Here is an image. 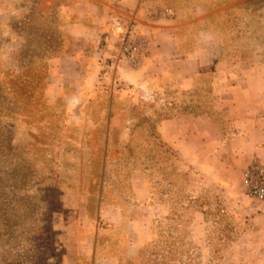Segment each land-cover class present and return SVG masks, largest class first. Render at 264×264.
I'll use <instances>...</instances> for the list:
<instances>
[{
    "label": "rangeland",
    "instance_id": "obj_1",
    "mask_svg": "<svg viewBox=\"0 0 264 264\" xmlns=\"http://www.w3.org/2000/svg\"><path fill=\"white\" fill-rule=\"evenodd\" d=\"M74 1L0 0V264H264V200L241 180L264 151L228 144L237 127L207 77L152 101L96 65L92 42L64 28ZM240 15L226 39L249 51ZM186 110L220 128L191 160L155 127Z\"/></svg>",
    "mask_w": 264,
    "mask_h": 264
},
{
    "label": "crops",
    "instance_id": "obj_2",
    "mask_svg": "<svg viewBox=\"0 0 264 264\" xmlns=\"http://www.w3.org/2000/svg\"><path fill=\"white\" fill-rule=\"evenodd\" d=\"M166 7L165 0H75L69 10L75 22L64 28L75 40L92 42L94 63L108 64L137 97L147 95L156 101L166 87L188 96L206 86V77L208 83L212 80L208 87L218 95L215 108L237 127L228 144L243 142L250 152L260 154L264 151V0H182ZM233 11L241 13L234 25H240L239 38L255 45L249 51L226 39L230 31L226 25L231 24L227 15ZM125 24L131 26L139 45L133 58L119 51ZM226 93L233 95L229 101L223 97ZM242 105H249L248 112L241 113ZM156 129L165 143L189 160L210 148L211 136L217 139L220 133L207 110L176 112ZM252 136L259 139L250 141ZM82 239L84 253L92 254L94 240Z\"/></svg>",
    "mask_w": 264,
    "mask_h": 264
},
{
    "label": "built area",
    "instance_id": "obj_3",
    "mask_svg": "<svg viewBox=\"0 0 264 264\" xmlns=\"http://www.w3.org/2000/svg\"><path fill=\"white\" fill-rule=\"evenodd\" d=\"M119 41V51L134 57L139 50V45L132 38V28L129 24L124 25ZM242 186L249 197L264 200V167L253 162L245 167L241 174Z\"/></svg>",
    "mask_w": 264,
    "mask_h": 264
},
{
    "label": "trees",
    "instance_id": "obj_4",
    "mask_svg": "<svg viewBox=\"0 0 264 264\" xmlns=\"http://www.w3.org/2000/svg\"><path fill=\"white\" fill-rule=\"evenodd\" d=\"M164 118H166V117H164ZM163 118H161L160 120H158L157 122H156V128H157V124L162 120ZM157 130V129H156ZM158 136H159V134H158ZM160 137V136H159Z\"/></svg>",
    "mask_w": 264,
    "mask_h": 264
}]
</instances>
